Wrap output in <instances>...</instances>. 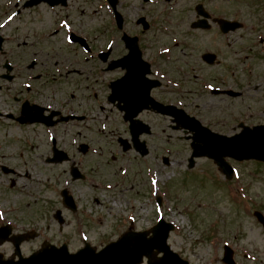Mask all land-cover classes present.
<instances>
[{
  "label": "rangeland",
  "instance_id": "rangeland-1",
  "mask_svg": "<svg viewBox=\"0 0 264 264\" xmlns=\"http://www.w3.org/2000/svg\"><path fill=\"white\" fill-rule=\"evenodd\" d=\"M15 1L0 0V24L4 22L2 32L7 39L5 56H1L0 62L7 58L14 63L16 74L13 82L0 79V85L9 86V90L0 89V164L17 170L15 174H5L0 168V224L10 222L14 228L12 233L16 235L31 229L38 233L22 242L23 255L40 248L44 241L61 245L63 240H68L70 250L76 251L86 240L99 249L117 239L130 226L146 230L163 217L175 225L169 234V245L191 264H224L221 258L226 243L235 250L236 264H264V221L260 222L254 214L260 211L264 218V165L253 160L242 163L230 160L235 170L231 180L226 179L216 164L206 157L198 158L195 166L188 169L189 141L179 138L182 132L167 129L168 120L153 113H150V122L154 135L143 136L148 140L150 153L142 157L134 150L124 152L118 137L129 138L130 134L117 110L106 103V81L116 77L118 71L104 73L101 61L84 60L88 55L78 46L68 44L66 35L70 31L67 32L58 22L62 10H50L40 5L31 11L25 10L12 21L7 20ZM160 1L165 8L168 7L164 0ZM169 1L175 5L173 10L176 14L173 16L178 21H184L180 37L189 42L193 39L201 47L199 52L185 51L187 46L174 51L175 61L168 69L174 76L186 81L190 78L189 63L194 62L193 57L212 50L218 56L217 45L222 46L224 51L226 43L215 24L206 31L190 27L191 21L196 19L194 6L197 2L202 1L214 15L236 12L248 21L245 30H238L229 37L238 40L236 45L239 48L245 45L252 48L245 50L249 55L247 60L241 56L243 51H237L239 72L236 80L238 88L244 87L243 97L229 99L207 91L198 92L189 99L191 112L196 110L205 119H214L217 123L227 119V125L214 129L228 135L240 130L236 119L245 118L244 114L248 111L256 114L260 109L262 116L247 119V124L264 122V113L261 112L264 107V44L259 43V38L264 37V0ZM105 2L71 0L72 8L68 10L72 11L68 14L82 30L96 26L103 28L111 18ZM160 7L144 0H121V10L126 20L132 23L138 14L148 12L160 17L162 24L165 23ZM251 24L253 29L249 28ZM61 27L63 29L58 34L49 37V33ZM165 30L169 29L165 27ZM159 35L164 36L161 32ZM241 35L242 38H239ZM108 37L107 34L103 38V44ZM106 47L101 45L97 48ZM46 52L50 54L48 56L60 54L64 57L47 59L48 56L44 55L40 59V54ZM70 52L72 55L68 56ZM246 61H250L253 68L249 78L242 73L247 69ZM198 62L202 65L199 60L195 64ZM214 64L217 67L205 66L201 71L209 80L223 70L218 61ZM175 66L179 74L174 72ZM74 70L83 72L82 84L87 86L80 93H77L74 82H70L72 75L66 74ZM39 73L43 78L33 81V75ZM42 84L57 88L58 99H51L48 92L39 90L38 86ZM27 86L33 91L26 92ZM188 87L196 90L193 83L189 82ZM72 92L77 95L73 100L68 95ZM15 97H28L31 101L53 107L60 106V101L64 100L70 103L66 110L74 107L83 112L92 111V119L57 128L21 125L6 117L8 113L19 114L20 103ZM95 119L107 122L97 123ZM60 129L61 134L77 132L80 142L89 143L84 162L90 161V164H83L81 169L92 175L94 186L87 181H72L68 163H46L51 137L59 135ZM62 142L65 143L59 138V144ZM165 154L169 157V164L162 159ZM119 178L122 184L116 189L110 183L103 188L94 182L99 179L112 182ZM64 186L74 194L79 204L78 211L64 208L60 197ZM157 195L163 197L162 206L156 203ZM59 211L61 220L58 218ZM14 248L11 241H5L0 245V252L8 258L14 253ZM142 264L147 263L144 261Z\"/></svg>",
  "mask_w": 264,
  "mask_h": 264
},
{
  "label": "water",
  "instance_id": "water-1",
  "mask_svg": "<svg viewBox=\"0 0 264 264\" xmlns=\"http://www.w3.org/2000/svg\"><path fill=\"white\" fill-rule=\"evenodd\" d=\"M41 0H35L37 3ZM52 4L58 3L60 0H48ZM65 1V0H62ZM112 5L116 7L118 0H110ZM197 11L199 15L208 17L209 14L204 10L203 5H197ZM119 24L122 23L123 18L117 13ZM140 21L144 22L142 18ZM206 19H201L195 24H201L203 27H207ZM221 28L224 31L230 29H236L241 25L235 22L227 20H220ZM200 26V25H198ZM73 40L80 41L86 46L85 39L78 37L74 34L71 35ZM3 37L0 35V48L2 47ZM128 46L130 47V53L123 60V62H129V72L121 80L112 83V101L121 100L124 101L123 109L125 110V118L130 120V129L133 136V142L135 148L140 151L142 155L148 153V149L145 145V141L139 140V134L142 132H150L149 125L143 123L140 120L134 119L137 114L144 108H152L159 112L170 114L175 116L177 126L185 127L189 130H193V141L191 143L193 153L190 160L189 167L195 164L194 157L206 155L216 160L220 169L226 174L228 178L231 177L233 169L226 162L225 156H232L236 159H250L255 158L264 161V125L254 126L252 128L245 126L243 130L232 136L227 137L211 132L209 129L203 127L201 123L193 117L188 116L182 110H179L173 106H165L161 103L154 101L149 95V88L146 86L144 80L145 73L148 71V65L141 58L140 50L137 47L136 39L126 37ZM208 61L214 58V55H206ZM122 61H118V66ZM110 64V68L113 69V65ZM145 65V67H144ZM115 66V67H116ZM114 67V68H115ZM11 69V67H10ZM232 95H238L235 92H229ZM44 108L37 105H29L26 101L23 104L21 115L18 117L20 122H35L43 121L47 124H54L56 121L49 122V119L56 112L49 116H42ZM73 118V116L61 117L60 120H67ZM83 118V117H79ZM49 122V123H48ZM123 144L124 150L131 147L127 140L120 139ZM87 146H84L86 149ZM54 158L51 161H63L67 159V154L54 147ZM72 173L74 177L81 176L79 170L73 167ZM64 201L68 206L73 204V198L68 194L67 190L63 191ZM174 228L172 223H167L161 220L154 228V236L147 238L145 233L127 232L117 241L109 243L99 252H95L94 248L86 244V247L79 250L76 253H70L66 244L57 248L55 245L45 243L43 247L31 254L28 257H23L19 245L23 240L29 237V235L13 236L9 237V228H0V244L6 240L13 241L16 246V254L19 259L12 258L5 259L3 254L0 253V264H137L143 259V256L148 257V264H189L188 261L182 259L176 252H173L170 246L167 244V238L169 231ZM159 252H162V256H157ZM223 261L228 264H233V250L225 246V252Z\"/></svg>",
  "mask_w": 264,
  "mask_h": 264
},
{
  "label": "flooded vegetation",
  "instance_id": "flooded-vegetation-1",
  "mask_svg": "<svg viewBox=\"0 0 264 264\" xmlns=\"http://www.w3.org/2000/svg\"><path fill=\"white\" fill-rule=\"evenodd\" d=\"M22 3H23V0H22V2L20 1L19 6H18V4L16 6L14 5L13 13L15 12V15H17L16 17L21 16L25 10L31 11L32 9L37 7V6H35L32 8L26 9V8L22 7ZM70 3H71V1L68 0V5ZM40 5H45L46 7H48L47 4H45V3H42ZM61 7L62 6H55L52 8L60 9ZM17 9H20V11H18L16 13ZM13 13L11 15L12 16L11 19L15 18L13 16ZM173 14H176V13L173 11L169 15V18L171 16H173ZM220 15L221 14H217V15H214L213 17L220 16ZM224 15L226 16L227 14L225 13ZM124 16H125V14H124ZM140 16H142V15L138 14L135 17L136 19L134 20L133 23L128 22L126 20V16H125L123 29H119L116 26V22L114 21V27H115L114 30L110 31V28H106V31L102 33V38H106L107 34L109 35L107 42L112 39L110 44L107 45L106 49L103 48V51L107 52L106 55H103V70L105 72H108V73L109 72H115V71H118V73H119L116 77L110 78L108 80V82L106 83V87L108 90V94L106 95V99L109 102L108 95L110 93V83L117 78L120 79L121 77H123L125 75V73L127 72V67L130 65L129 63L128 64L124 63V64H121V66L119 68H117L116 70H112V71L107 70V68L109 67L110 63L113 60L123 59L127 56L128 52H129V48L127 46L126 41L123 39V35L125 33H128L131 36H137V38H138L137 43H138L139 48L141 50L142 56L150 64L149 65L150 72H148V74H147V78L149 80H144L146 86L154 85L156 83L155 79L160 80L161 86H159V87L152 86V90H151L152 95L156 99H158L159 101L165 102V103H169L170 101H174V100H189L190 99V93H189L190 91L188 89V84H189V82L193 83V84H198V81L197 80L186 81L185 79L180 78V76H174L172 74V72L169 71L168 66L172 65L175 61L174 60V51L176 48L187 46V49L185 51L190 49V50H193V52H199L201 47L193 39H191V42H189L188 40L182 39L180 37V27L183 25L184 21H176V22L171 21V22L163 23L164 26L169 29V30H165V27L162 28L161 26H158L159 23L156 22V18L154 17V15L151 14L150 12H148V14L144 15V16H146L147 20L149 21V23H148L149 28L146 29L145 28L146 23H140L138 21ZM227 17L232 18V19H236V16L230 17L229 15H227ZM193 24H194L193 21H191L190 27L192 29H200L201 31H206V30L211 29V28H209V29L197 28V27H194ZM213 24H215V26L217 27V29H218L217 31L220 33L222 38L224 40H226V43L224 45V49H225L224 51H223L222 46L217 45V52H218L219 59H218L217 53H215L214 50L209 51V52H212L216 55L215 59H216V61H218V65L221 66V68H223V70L217 74V76L221 78L220 87L221 88H231L233 85H235V86L237 85V80H236L237 75H238L237 51L242 50V48L237 47L236 44H237L238 40H231L229 37L234 35V33H236L238 30L225 34L222 31L218 22H211L210 23L211 27ZM108 26L110 27V25H108ZM111 26H113V24ZM137 28H138V30H137ZM243 30H245V28L240 29V31H243ZM158 31L161 32L164 36L159 35ZM58 32H59V30H56L54 32V35H56ZM88 36L89 37L93 36L92 30L88 31ZM242 36L243 35H241L239 38H242ZM194 39H195V37H194ZM107 42L105 41V43H107ZM105 43L103 45H105ZM233 43H235V44H233ZM262 43H264V41H262ZM213 47L215 48V45ZM249 50H252V48L250 47L249 49H246V51H249ZM223 54L225 55L224 61H223ZM203 55H200V53H199L197 56L192 58V60L194 61V62H192L191 66H190V68H192V70H197L199 73L204 70L206 64H205V61L203 59ZM49 57H50V59H53V58H57L58 55L54 54L53 56H49ZM234 59H235V61H234ZM197 60H199L202 63V65H200L199 62L195 64V62ZM233 61H234V63H233ZM193 64H195V65H193ZM174 72L176 74H179V70H178L177 66H175ZM78 73L82 74L81 72H78ZM242 73L244 74L245 72L242 71ZM229 78H231V79H229ZM77 87H78V81H77V79H75V88H77ZM0 89L1 90H3V89L9 90V88L6 87L5 85H0ZM190 90L192 91V89H190ZM223 96L226 97L225 94ZM60 108H62V107L60 106ZM61 111L63 112V110H61ZM148 112H151V111H148ZM60 116H61V114H60ZM78 158H79V156L77 155V153H72V157H71L70 161H67L66 163H68L70 166V164H73L74 161L78 162L77 161ZM10 169H13V168H10ZM4 171L5 172H13V171H8L6 169H4ZM66 210H68V209H66ZM60 217L62 219V215ZM39 235H40V233H39Z\"/></svg>",
  "mask_w": 264,
  "mask_h": 264
},
{
  "label": "snow or ice",
  "instance_id": "snow-or-ice-1",
  "mask_svg": "<svg viewBox=\"0 0 264 264\" xmlns=\"http://www.w3.org/2000/svg\"><path fill=\"white\" fill-rule=\"evenodd\" d=\"M153 183H155V181H153Z\"/></svg>",
  "mask_w": 264,
  "mask_h": 264
}]
</instances>
